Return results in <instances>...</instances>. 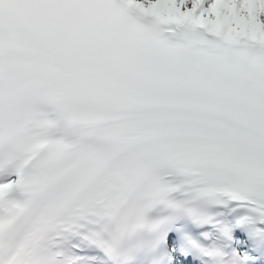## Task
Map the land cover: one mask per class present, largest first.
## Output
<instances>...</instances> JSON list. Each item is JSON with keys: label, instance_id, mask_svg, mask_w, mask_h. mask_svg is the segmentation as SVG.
<instances>
[{"label": "snow or ice", "instance_id": "obj_1", "mask_svg": "<svg viewBox=\"0 0 264 264\" xmlns=\"http://www.w3.org/2000/svg\"><path fill=\"white\" fill-rule=\"evenodd\" d=\"M0 264H264V0H0Z\"/></svg>", "mask_w": 264, "mask_h": 264}]
</instances>
